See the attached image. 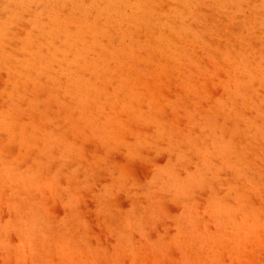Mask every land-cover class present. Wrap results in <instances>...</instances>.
<instances>
[{
    "label": "rangeland",
    "instance_id": "1",
    "mask_svg": "<svg viewBox=\"0 0 264 264\" xmlns=\"http://www.w3.org/2000/svg\"><path fill=\"white\" fill-rule=\"evenodd\" d=\"M0 264H264V0H0Z\"/></svg>",
    "mask_w": 264,
    "mask_h": 264
}]
</instances>
